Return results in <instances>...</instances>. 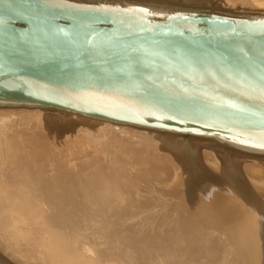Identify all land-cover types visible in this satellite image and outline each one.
Listing matches in <instances>:
<instances>
[{
    "label": "water",
    "instance_id": "obj_1",
    "mask_svg": "<svg viewBox=\"0 0 264 264\" xmlns=\"http://www.w3.org/2000/svg\"><path fill=\"white\" fill-rule=\"evenodd\" d=\"M9 105L264 159V16L0 0V107Z\"/></svg>",
    "mask_w": 264,
    "mask_h": 264
},
{
    "label": "rangeland",
    "instance_id": "obj_2",
    "mask_svg": "<svg viewBox=\"0 0 264 264\" xmlns=\"http://www.w3.org/2000/svg\"><path fill=\"white\" fill-rule=\"evenodd\" d=\"M71 1L76 2V3H82V4L83 3H91V4H102L103 3V4H109V5L124 4V5H128V6L138 7L140 9L146 8L145 10L152 12V13L154 12L158 15L165 14L166 11L161 10V9L160 10L159 9L152 10L151 6H150V8L148 6L149 5H155V4L160 5L163 8L164 7L166 8L168 6V7H170V8H168L169 11H170V9H172V12L173 11L179 12V11H184V10L198 12V11L205 10V11L211 12L213 14L218 13V14L226 15V11L230 10V11H232V13L235 16L236 15L264 16V0H253V1H256L257 3L261 4L260 7L259 6L253 7V5H251L252 3L250 5H247V4H244L242 2V0H237V3L235 4V8H233L234 10L232 8L229 9L228 7L225 6L226 5L225 0H210L209 4H206V6L203 3L199 4V2L198 3L197 2L196 3L195 2L194 3L193 2L186 3V2H190V1H185V0H71ZM234 1H236V0H234ZM249 2H252V1L250 0ZM2 110L4 113H0V131L3 132L2 130L7 129L9 131V133L11 131L13 132L14 138L11 136L12 139L16 140V138H17V139H19V141L21 139L20 142L23 145H21V146L19 145L21 147L19 150L25 149L23 151H28V152L34 150L33 151L34 154L32 153V155H34L33 160H34V158H35V161L37 160V158H38V160L40 159L39 162L36 161L37 163H40L39 164L40 166L37 165L36 163L33 164L32 160L29 161V162L32 161L30 166L32 165L31 167L33 168V170H35V169L37 170L38 168H36V167L38 166V167H40L39 170H41V171L38 170V173L41 172L42 176L48 175L47 177L46 176L41 177L42 178V181L40 180L41 185H43L42 182L43 181L45 182V180H48V178L50 180L53 179V181L51 183L54 184L53 186L55 189L52 188L53 186H51L50 180L45 182L46 184L44 182L43 183L45 186L49 185L51 187L42 186L43 190L41 189L42 195H47V198H48L47 200L50 199V205H51V202H53L55 200V198H56L55 201L58 202V203H56L55 201L53 202L55 206H59L61 204L63 205L66 203V202L61 203L63 200L64 201L65 200L68 201L69 199L71 200V197H73L75 195L76 199H74L75 201L73 200V202H76V200L78 199L77 202L78 203L80 202L81 205L77 204L75 206L70 207V203L66 204L68 206L65 207L66 209L63 208V212H64V213L62 212L63 216L67 217V215H68L69 220H71L73 223H76L77 226H80L79 228L81 229V231L79 230V232H82L83 235H87L85 232L87 230L86 228H88V229L92 228L91 226H93V227L95 226L96 228L94 227V229H96V231H99V232L103 231L104 232V234L102 236H100L103 240L101 243L102 247L104 249L108 250V252H106L107 254H105L102 257L104 259L94 258L92 256V254L82 255L83 257H81L79 259L80 264H88V263L89 264H117V263L118 264H129L130 262L132 264H162V263L163 264H204V263L205 264H223V263L224 264H236V262H237V264H242V263H244V264H262L263 263L264 264L263 258L261 261L258 260L259 259L258 252L256 251L254 254V252H253L254 250H252V248H251L252 243L250 242L248 234L246 235L245 233L240 231V229L238 227V225L240 223L243 224V222L244 223L251 222L250 211H251V206H252L253 202L251 203V201L247 200L246 195L248 196V193L250 191H251V193H252V191L254 194L256 193L255 195H260V193H261L260 190L261 191L263 190V188L260 187L264 183V180H262V179H264L263 178L264 175H263L262 171H261L262 174L261 173L259 174L261 176V178L260 177L258 178V176H259L258 174L257 175H251L250 174V176H251V178H250L249 174L247 175V173H250L249 172L250 170H248V169L252 168L251 165H253V166L258 165V167H259V164H260V167L263 168L264 167V164H263L264 159H262V158L255 159V158L245 157V156H241V155L239 156V155H237L231 151H225V150L219 149L216 146H214L208 142L202 141V140L201 141L194 140V142H195L194 143L192 139H188L185 137L181 138V137L173 136V138H175L174 140H177V141L180 140L181 141V142H179L181 147L184 144L183 150H185V148L188 145H191L192 143L197 145V147H195V145L193 144L194 146L191 147L192 146L191 145L190 146L191 148H189V146H188L186 148V151L187 150L189 151V152L187 151L188 152L187 155H186V151L184 152L183 150L180 149V147L178 145H176L179 148L177 147V149H176L177 153H175L176 152L175 150H173V149L169 150L168 148L163 147V145L161 144V140L160 141L157 140L158 138L159 139H161V137L163 138L165 133L163 135L157 134V133L145 130V129L144 130L137 129V128L134 129V127L131 128V126H124V127L120 126L121 128L127 127V128L132 129V130H129V133L131 135H129V134L127 135V133H124V131L120 132L122 130L118 129V125L115 126L117 128H115L111 125L105 129L100 130L97 133H95L94 134L95 138L93 137V138H87L86 139L84 137V135L80 133V131L78 133L76 132V134H74L75 131L70 133V132H68L69 130H67V131L63 130V128H58L56 125H49L47 123L43 124L41 119H40L41 116H38V119H35L36 121H34V123L36 122V124H39V126L38 125L35 126L36 124H34L33 121H31V120L29 121V117L31 119V116H32L31 113H33V112L34 113L44 112L46 110H41V109L31 108V107H29V108H25V107H9V108L8 107H0V111H2ZM7 110H9V111H7ZM19 111H20V113H19ZM25 111H27V112H25ZM46 112H48V111H46ZM22 119H23V121H22ZM38 121H40L41 124ZM6 125H10L9 128L5 127ZM25 126L27 127V131H28L27 133H25V129H26ZM23 128H25V129H23ZM37 128H38V130H37ZM109 128H111V129H109ZM44 129H46L45 131H48V132H45ZM56 129L58 131H56ZM16 131H18V132H16ZM142 132H144L146 134L143 136L142 134H144V133H142ZM38 134L41 136H39ZM42 135H44V136H42ZM120 135H122V136H120ZM19 136H21V137L18 138ZM26 136H28V137H26ZM36 136H38V137H36ZM64 136H66V137H64ZM30 137H31V139H29ZM26 138H28L29 140H27ZM12 139H11V141H12ZM60 139L63 141H60ZM65 139H66V141H65ZM81 139H83V142ZM94 140L95 141L98 140V141L95 142ZM91 141H92V143H91ZM113 141H115V142H113ZM51 143H53V144L50 146ZM187 143H189V144H187ZM48 144L50 147L47 146ZM65 144H66V146H65ZM126 144H128V145H126ZM129 144H134L135 148H134V146L132 147V145L129 146ZM71 145H73V147H74L73 149L71 148L72 147ZM201 145H203V147ZM75 146H77V147H75ZM107 146H111V148L110 147L108 148ZM137 146L139 149H137ZM194 147H195L194 151L192 150V152H190V149H193ZM75 148H77V149H75ZM98 148H99V150H98ZM105 148H107V149H105ZM115 149H117V150H115ZM132 149H133V151H132ZM134 149H136L138 153L140 152L139 153L140 155ZM140 149H142V150H140ZM179 149L182 152L178 151ZM123 150H125V151H123ZM198 150H199V152H198ZM8 152H10V150ZM36 152H38L39 154L35 155ZM52 152L53 153L57 152V153L56 154L54 153V155H53ZM119 152H121L122 154L120 153L121 154L120 155ZM125 152H127V154ZM129 152H130V154H129ZM131 152H134V153L132 154ZM135 152L137 154H135ZM194 152H196L197 154L196 153L194 154ZM50 153H51V155H53V156H49V158H51V159H49L47 156L48 154L50 155ZM124 153H125V155H124ZM44 154L45 155L47 154V155L45 156ZM114 154H116V155L114 156ZM177 154H178V157H177ZM87 155H89V156H87ZM118 155L122 156L123 159L127 158V160H129V158L132 157L130 160L135 159V162H137V161L138 162L133 163V161L131 162L129 160L131 162L130 163L129 161H126V160L123 161V159H121L122 157H120ZM127 155H128V157H129V155H131V156L128 158ZM133 155H134V157H133ZM136 155H137V157H136ZM152 155H154V156H152ZM195 155L199 157L198 160L195 159V158H197V157H195ZM221 155H223V156H221ZM36 156H39V157H36ZM179 156H181V157H179ZM227 156L229 158H227ZM41 157H43V158H41ZM44 157L45 158L47 157V159L44 160ZM231 157H232V159H230ZM54 158H55L57 163L55 162ZM136 158H137V161H136ZM182 158L183 159L185 158V159L182 160ZM233 158L235 160V165H234V162H232V161H234ZM236 158L239 162L236 160ZM30 159H32V157ZM186 159L188 162L186 161ZM225 159H227V161L228 160L231 161L232 164H231L230 168L232 167V169L235 171L233 174H234V176L237 175V178L233 176L231 169H230V171H231L230 175H232L234 178L229 177L230 175L227 176V174H229V171L227 169L229 168L228 166H229L230 162L225 161ZM88 160H90V161L88 162ZM91 160H93V161L91 162ZM196 160H197V164L195 163ZM241 160H243V161H241ZM40 161L42 162V164ZM45 161L47 162V165H48V166L46 165L47 167L45 166V164H46ZM58 161H60V162H58ZM67 161H68V164H67ZM84 161H86V162H84ZM149 161H150V163H149ZM182 161L183 162L186 161L187 163L185 164V162L183 163ZM236 161H237V163H236ZM48 162H50V164L52 166L50 164H48ZM105 162L107 163V165ZM120 162H121V165L123 166V167H121L122 171L126 172V173L123 172L125 174V176H124L125 178L122 177V180L126 181V183L129 184V185L126 184L125 187H127L126 189L129 190L130 192H126V193L123 192L121 187H120V190H122L123 194H126V199H128L129 203H131L130 200L133 201V199L136 200L137 203H136V201H135V203L133 201V203H131L132 205L129 204V207H127L128 209H126L124 211H123V209H121L123 207L118 206L117 207L118 209H114V207H113V209H111V211L109 210L108 212L104 213V211L102 212V210H103L102 207H100L101 203L98 200V196H96V192L98 191L97 189L100 188V184L103 186H104V184H107V185L109 184L110 186H111L110 183L113 184V180L108 179V178H107L108 180L105 179L106 177H108V174H106L105 172H107V170H108V171L114 173L112 166L114 164L118 165ZM167 162H169V163H167ZM89 163L90 164L93 163L94 165L90 166ZM100 163H102V164H100ZM99 164H100V167H99ZM195 164H196V167H198V169L199 168L201 169L204 167L203 170L201 169L202 173L204 172V174H202L200 170H198L194 167ZM200 164H202V165H200ZM236 164H238V165H236ZM42 165H44V166H42ZM134 165H135V167H134ZM147 165H148V167H147ZM152 165H153V168L151 167ZM154 165H156L157 167ZM223 165H225V166H223ZM49 166H50V170L48 169ZM87 166L88 167L90 166L89 167L90 170H87ZM189 166L191 167V169L194 168L192 170V172L190 171L191 169ZM233 166L234 167L236 166L238 169L234 168ZM44 167H45V169L43 170ZM71 167L73 170L75 169V167H76V169L73 171L71 169ZM155 167L157 169L154 170ZM159 167H161V168H159ZM205 167H206V169H205ZM67 168H68V170H67ZM82 168L83 169L85 168V169L82 171L81 170ZM91 168H93V170ZM95 168H96V170L98 168V172L99 171L101 172L99 174H102L104 172L103 175H100V177H104V178L98 177L96 179V181L92 180V179H95L97 177L96 176L95 178L91 179L92 181L89 182L90 185H88L87 184L88 182H86L85 181L86 179H84V178H85V176H88V174L98 173L94 170ZM107 168H109V169H107ZM133 168H135V169H133ZM53 169H55V170H53ZM131 169L134 170L135 172L132 171ZM239 169H240V171H239ZM130 170L132 171V173ZM176 170H178V171L176 172ZM205 170H207V171H205ZM218 170H219V172H217ZM18 171H22V170L18 169ZM42 171L44 172V174ZM57 171H60L61 174L64 172L63 174L65 176L63 174L61 175L60 172H57ZM133 172H134V174H133ZM151 172H154V174ZM166 172H168V173H166ZM169 172H171V173H169ZM189 172H191V173H189ZM65 173H67V175H68V173H70V175H68V177H66L67 175ZM107 173H109V172H107ZM135 173H137V174H135ZM146 173H147V176L149 174L148 177L146 176ZM56 174H58V175L60 174L59 177ZM104 174L107 176H105ZM195 174H197V175L200 174L202 176L200 177V175H199L198 179H197V177H196L197 175H195ZM144 175L146 177H144ZM190 175H192V176L195 175V176H193V178H190V177H192ZM141 176H142V178H141ZM182 176H184V177H182ZM225 176H227V177H225ZM247 176H248V178H247ZM151 177H152V179H151ZM228 177L231 179L233 178V180L237 179V181L240 178V180L238 182H236V181L234 182V181H231V179L229 180ZM242 177H244L243 178L244 180L242 179L243 182L241 181ZM44 178H46V179H44ZM59 178H62L61 182H59L60 181ZM79 178H81V179H79ZM136 178H141V179H137L139 181H136ZM145 178H146L147 182L149 180L150 181L152 180L151 182L152 183L154 182L157 185L152 184L150 181L148 183L149 185H145V183H146V181H144ZM163 178L164 179L166 178V180H164ZM226 178H228L227 180H229V182L226 181ZM64 179L65 180L68 179V180L65 181ZM82 179H84V180L79 182ZM190 179H192V180L190 181ZM194 179H195V181H194ZM133 180L135 182H137V183L139 182V183L138 184L134 183ZM140 180L141 181L143 180V181L141 182ZM255 180H256V182H255ZM248 181H249V183H248ZM53 182H57V183H53ZM186 182H188V183H186ZM200 182H201V184H199ZM232 182H234V183H232ZM240 182H242V183L245 182L246 184H250L251 188L248 186L246 187L247 189L250 188L249 191L244 190L248 193L242 191V193L243 194L245 193L246 195H243L240 192L241 196H239L240 193L238 191H239L240 187L242 185H246L245 183L241 184ZM58 183L61 184V187H60V184H58ZM64 183L65 184L67 183V184L65 185ZM79 183L81 185L87 184L86 185L87 187L83 186L84 188L86 187V189L83 190V193H84V191L87 190L86 194L87 195L91 194L90 196L88 195L89 198H91V201H92V199H93V201L95 200V203L93 201H92V203L89 201L90 203H88V204H90L91 206L88 204H86V206H85L82 202L83 198L86 194L82 195L83 194L82 193L81 195L83 196V198L80 199L81 196L79 197L78 192L75 191L76 186H81ZM159 183H161V184H159ZM190 183L194 184L195 186L190 185ZM207 183H210V185ZM239 183L241 184V186ZM255 183H256V185H255ZM75 184H78V185H75ZM151 184H152V186H150ZM224 184H226V185H224ZM231 184H232V186H231ZM238 184H239V187L237 188ZM56 185H58V187H55ZM64 185H65L66 189L64 188ZM178 185H180V186H178ZM208 185H209V187H208ZM217 185H218V187H217ZM233 185H235V186H233ZM252 185L254 186L255 189H253ZM187 186H189V187H187ZM204 186H206V187L204 188ZM227 186L230 187L229 190H228ZM48 187H49V189H48ZM62 187L64 189H62ZM88 187H93V188L95 187L93 190L95 191V189H96L97 191H95L94 193H93V191H91L93 193L92 194L90 191H88V190H91V189H87ZM164 187H166V189ZM44 188L48 189V190H46L47 194H44L45 193ZM57 188L60 190L62 189L64 191V193L61 191L63 194H59L61 192H58L60 190H58ZM50 189H51V191H50ZM208 189H209V191H208ZM234 189H235V191H234ZM53 190H56V192H58L57 195H60V196L53 197L54 192H55ZM210 190H211V192H210ZM102 191L105 193L104 190H102ZM65 192H68V193H65ZM103 192L98 191V193H103ZM180 192H182V193H180ZM194 192L196 193V195ZM48 193L52 194V195H48ZM73 193H74V195H73ZM130 193H131V197H129ZM64 194H68V197H66L67 195H64ZM105 194L107 195V191ZM185 194H187V195H185ZM234 194H235L236 199L234 197ZM69 195H70V197H69ZM87 195L85 196L86 200L89 199L87 197ZM92 195H95V196L92 197ZM192 195H193V197H191ZM64 197H65V199H64ZM94 197H96L97 200L94 199ZM129 198H131V199L129 200ZM52 199H54V200L51 201ZM59 199L61 202L59 201ZM206 199H207V201H206ZM244 199L246 201H244ZM156 200L158 203L156 202ZM248 201L250 202L251 205H249ZM93 203H94V205L92 206ZM238 203H240V204H238ZM71 204H73V203H71ZM97 204L99 205L100 208L98 207ZM245 204H246V206H245ZM50 205H49V207H50ZM185 205L188 209L185 207ZM204 205H206V206H204ZM94 206H96V207H94ZM189 207H191V208H189ZM190 209H191V211H190ZM186 210H189L187 212V214H186ZM100 211L103 214L99 213ZM116 211H118V212H116ZM242 211L245 212L244 215L242 214L243 213ZM25 214L28 216V218L30 220L32 218L33 227H37L39 229L41 228V230L45 229V230H49V231H51L52 229L55 230L57 227V226L50 227L49 223H52V225L53 224H55V225L59 224L60 219L63 217L60 214L59 215L62 217H59V216H57L58 215L57 214V215H51L52 216V217L50 216L51 219H49V217H48V219L47 218H38L37 219V217H35V216L33 217L32 214L30 215V213H28V212H26ZM235 215H236L237 220L235 219ZM182 216H184V217L182 218ZM55 217H57V218H55ZM240 217H241V219H240ZM35 219H37V220H35ZM62 219H65V218L63 217ZM96 219L97 220L100 219V220L97 221ZM51 220H53V222H51ZM56 220L58 221V223ZM12 221H10L8 224H6V225H8V227L6 225H4L2 227L3 231L5 233L4 232H1V233H2V236H6V237H8V236L16 237L17 236V239L19 240L17 245L20 243L19 245L21 246L20 248H22L23 257L19 256L15 259V257L12 258L10 256H7L6 251H9L8 250L9 245L5 242H2V244L0 243L1 244L0 253L3 254L2 256L5 255L4 257H8L9 260H11V261L16 260L15 262L16 263L18 262L19 264H24V263L30 264L29 262H26V261L31 262L32 260L33 261L31 262V264H35V263L36 264H45V262L47 264H51L50 260L48 258H46V257L42 258V257L38 256L37 252L42 251L41 250L42 246H41L40 242H38V241H40V239H38V238L36 239V237H34V236H32V238H30V239L29 238L24 239V238L19 237V234H17V233H20L26 227H24L23 224H21V223L17 224V223H14V220H12ZM237 221H238V223H237ZM89 222H90V224H89ZM102 222H103L104 227L101 226ZM104 222H105V225H104ZM43 223H44V225H43ZM100 223H101V225L99 226ZM187 224H189V225H187ZM69 225L71 226V224H69ZM69 225L65 224L67 230L64 229V231H67V233L72 232V231H69V229H70ZM85 225H88V227H86ZM44 226H45V228H44ZM97 228H99V230H97ZM187 229H188V231H187ZM191 233H192V235H191ZM127 236L130 238H128ZM76 237H77V234L74 231L71 238L73 240H75ZM189 238H191V240H189ZM121 240H122V242H121ZM93 241H94L93 239H92V241L87 240L86 245H89V243L92 244ZM36 242H37V244H36ZM110 243L112 245H110ZM113 244H115V247ZM24 245H26V246H24ZM31 245H32V247H31ZM108 245H110V246H108ZM117 245H119L120 247H118ZM6 246L8 249L6 248ZM28 246H29V248H28ZM122 246H124V247H122ZM110 247H112L113 249ZM133 247H135L136 254H134V249H132ZM3 249H7V250H3ZM119 252H120V255L118 254ZM137 252H139L141 254L140 255L141 257L139 256V253L137 254ZM125 253H126V255L123 257V254H125ZM130 253H132V254H130ZM113 255H114V257H113ZM127 255H128V257H127ZM131 255H132V257H130ZM226 255H227V258H226ZM33 256H34V258H33ZM119 256H120L121 260H120V258H117V259L115 258V257H119ZM105 257L107 260L105 259ZM108 257H110V258H108ZM132 258L134 261L132 260ZM222 258L223 259L225 258L224 259L225 261H223ZM36 259H38V260L40 259L39 263H38V260H36ZM84 259H85V261H84ZM243 259H244V261H243ZM113 260H114V262H113ZM122 260H124V262ZM221 260L223 263H221ZM101 261H104V263ZM15 262H14V264H16Z\"/></svg>",
    "mask_w": 264,
    "mask_h": 264
},
{
    "label": "bare ground",
    "instance_id": "obj_3",
    "mask_svg": "<svg viewBox=\"0 0 264 264\" xmlns=\"http://www.w3.org/2000/svg\"><path fill=\"white\" fill-rule=\"evenodd\" d=\"M185 1H190V2H186V3H191V2H199V4L200 3H203L205 6H206V4H209V1L210 0H185ZM250 0H242V2L244 3V4H247V5H250L251 3V5H253V7H257V6H259L260 7V5L261 4H259V3H257L256 1H253V0H251L252 2H249ZM237 3V0L236 1H234V0H225V6L226 7H228L229 9L230 8H235V4ZM120 6V5H119ZM150 6H151V8H152V10H156V9H161V10H164V11H166V13L165 14H167V13H170V12H172V9H170V11H169V9L168 8H170V7H161L160 5H157V4H155V5H149L148 7L150 8ZM128 7H132V8H134V9H136V10H143V11H147V10H145V9H143V8H138V7H134V6H128ZM154 7V8H153ZM204 7V6H203ZM234 10V9H233ZM203 11H205V10H203ZM173 12H178V11H173ZM206 12V11H205ZM208 12V11H207ZM164 14V15H165ZM226 15L227 16H234V17H236V16H238V15H234L233 13H232V11H226ZM239 16H242V17H253V18H255V17H263V16H259V15H255V16H252V15H239ZM4 107H19V106H14V105H9V106H4ZM31 108H34V107H31ZM37 109H41V110H46V111H48V112H46V111H44V112H37V113H34L33 111V113H31L32 114V116H31V119H30V117H29V121L31 120V121H33V123H34V121H36L35 119H38V116H41V121H42V123L44 124V123H47V124H49V125H56L58 128H63V130H69L68 132H73V131H75L74 132V134H76V132L78 133L79 131H80V133L81 134H83L84 135V137L87 139V138H93L94 137V134L95 133H97L98 131H100V130H103V129H105V128H107L108 126H113V127H115V126H117V125H115V124H113V123H108V122H101V121H99V120H96V119H92V118H88V117H82V116H79V115H75V114H72V113H65V112H63V111H59V110H56V109H51V108H48V109H43V108H37ZM7 111H9V110H7ZM13 111V110H12ZM35 111V110H34ZM25 112H27V111H25ZM29 112V111H28ZM0 113H4L3 112V110L2 111H0ZM6 113V112H5ZM19 113H20V111H19ZM22 113V112H21ZM23 114V113H22ZM27 114V113H26ZM29 114V113H28ZM25 115V114H24ZM22 121H23V119H22ZM39 123H40V121H38ZM32 123V122H31ZM105 123V124H104ZM34 124H36V122L34 123ZM41 124V123H40ZM42 124V125H43ZM46 124V125H47ZM39 126V124H36L35 126ZM9 126L10 125H6L5 127H7V128H9ZM56 127V128H57ZM121 127H124V126H121ZM119 125H118V129L119 130H122V131H120V132H123L124 131V133H127V135L129 134V135H131L130 133H129V130H132V129H130V128H127V127H125V128H121ZM26 128V129H25ZM25 128H23V129H25V133H27L28 131H27V127L25 126ZM44 128V127H43ZM47 128V127H46ZM54 128V127H53ZM115 128H117V127H115ZM132 128V127H131ZM41 129V128H40ZM109 129H111V128H109ZM113 129V128H112ZM135 129V128H134ZM137 129H139V128H137ZM37 130H38V128H37ZM46 129H44V131H45ZM60 130V129H59ZM77 130V131H76ZM3 132H1L0 131V243L2 244V242H5V243H7L8 245H9V249L7 248V246H6V248L9 250V251H6L7 252V256H10V257H12V258H14L15 257V259L17 258V257H23V254H22V248H20L21 246L18 244L17 245V243H18V239H17V236L16 237H10V236H8V237H6V236H2V233L1 232H4L3 231V226L4 225H6V224H8L10 221H12V220H14V223H17V224H19V223H21V224H23V226L24 227H26V228H24L20 233H17V234H19V237H21V238H24V239H26V238H32V236H34V237H36V239L38 238V239H40V241H38V242H40V244H41V246H42V251H38L37 253H38V256L39 257H42V258H48L49 260H50V263L51 264H80V262H79V259L81 258V257H83L82 255H87V254H92V256L94 257V258H102L105 254H107L106 252H108V250L107 249H104L103 247H102V245H101V243H102V238L100 237V236H102L103 234H104V232L102 231V232H99V231H96V229H94V227L93 226H91L92 228H86V227H88V225L90 224V222H89V224L88 225H85L86 227V234L87 235H83V233L82 232H79V230L81 231V229L79 228L80 226H77V224L76 223H73L71 220H69L68 219V215H67V217H65V216H63V208H65V207H67L68 205H66V204H68V203H70V207L71 206H75V205H77V204H80V202L78 203L77 202V200H76V202H73V200L74 199H76V197H75V195H74V193H73V197H71V200L69 199L68 201H64L62 198V202L60 201V199H59V201L61 202V203H63V202H66L65 204H61V205H59V206H55L54 205V201L56 200V198H55V200L54 199H52L51 201H53V202H51V205H50V199L49 200H47L48 198H47V195H42V193H41V189H42V186H44V187H47V186H49V185H47V186H45L44 185V183L45 182H47L48 180H50L49 178H48V180H45V182L43 183L42 182V184L43 185H41V181H42V178L41 177H44V176H46V175H44V176H42V174H41V172H39L38 173V170L40 169V167H38L37 165H39L40 163H37L36 161H38L39 162V160H38V158H37V160L35 161V158H34V160H33V156L34 155H32V153H33V151H30V152H28V151H23V150H25V149H23V150H19L21 147V145H23L20 141H21V139H20V141H19V139H17L16 138V140L15 139H12V137H13V132L11 131L10 133H9V131L7 130V129H4V130H2ZM56 131H58L57 129H56ZM105 131V130H104ZM113 131V130H112ZM126 131V132H125ZM16 132H18V131H16ZM35 132V131H34ZM40 132V131H39ZM45 132H48V131H45ZM60 132V131H59ZM65 132V131H64ZM141 132V131H140ZM51 133V132H50ZM49 133V134H50ZM142 133H144V132H142ZM17 134V133H16ZM41 134V133H40ZM73 134V133H72ZM146 133H144V134H142L143 136L145 135ZM164 134V133H163ZM162 134V135H163ZM26 135V134H25ZM35 135V134H34ZM39 135V134H38ZM12 136V137H11ZM39 136H41V135H39ZM42 136H44V135H42ZM117 136V135H116ZM120 136H122V135H120ZM173 136L174 135H171V134H165L164 136H163V138L161 137V139H157L156 137V139L157 140H161V144L163 145V147H165V148H168L169 150L170 149H173V150H175L176 151V149H177V147L179 146L180 147V149L181 150H183V146H184V144H183V146L181 147V145L179 144V142H181L180 140L179 141H177V140H174L175 138H173ZM21 136H19L18 138H20ZM26 137H28V136H26ZM36 137H38V136H36ZM53 137V136H52ZM55 137V136H54ZM58 137V136H57ZM64 137H66V136H64ZM63 137V138H64ZM68 137V136H67ZM154 137V136H153ZM14 138V137H13ZM70 138V137H69ZM80 138V137H79ZM95 138V137H94ZM117 138V137H116ZM124 138V137H123ZM9 139V140H8ZM11 139H12V141H11ZM27 140H29V139H31V137L28 139V138H26ZM59 139V138H58ZM75 139V138H74ZM82 140V142H83V139H81ZM125 140V139H124ZM31 141V140H30ZM46 141V140H45ZM60 141H63V140H61L60 139ZM65 141H66V139H65ZM76 141V140H75ZM87 141V140H86ZM95 141V140H94ZM98 141V140H97ZM97 141H95V142H97ZM131 141V140H130ZM183 141V140H182ZM47 142V141H46ZM80 142V141H79ZM81 142V143H82ZM90 142V141H89ZM113 142H115V141H113ZM122 142V141H121ZM193 142H194V140H193ZM41 143V142H40ZM60 143V142H59ZM75 143V142H74ZM78 143V142H77ZM91 143H92V141H91ZM178 143V144H177ZM190 143V142H189ZM189 143H187V144H189ZM195 143V142H194ZM194 143H190L191 145H188L189 146V148H191V147H193L195 144ZM46 144V143H45ZM53 143H51L50 144V146L52 145ZM94 144V143H93ZM182 144V143H181ZM186 144V145H187ZM194 144V145H193ZM20 145V146H19ZM74 145V144H73ZM73 145H71L72 147V149L74 148L73 147ZM77 145V144H76ZM92 145V144H91ZM96 145V144H95ZM111 145V144H110ZM121 145V144H120ZM126 145H128V144H126ZM130 145H132V147L134 146V144H129V146ZM176 145H178V146H176ZM47 146H49V144L47 145ZM49 146V147H50ZM62 146V145H61ZM65 146H66V144H65ZM79 146V145H78ZM89 146V145H88ZM125 146V145H124ZM128 146V147H129ZM187 146V147H188ZM191 146V147H190ZM199 146V145H198ZM202 147H203V145H201ZM17 147V148H16ZM64 147V146H63ZM75 147H77V146H75ZM108 148L110 147L111 148V146H107ZM113 147V146H112ZM118 147V146H117ZM178 147V148H179ZM186 147V148H187ZM195 147H197V145H195ZM195 147L193 148V149H190V152H192V150L194 151V149H195ZM200 147V146H199ZM69 148V147H68ZM70 148V149H71ZM91 148V147H90ZM121 148V147H120ZM134 148H135V146H134ZM186 148H185V150H183L184 152L186 151ZM54 149V148H53ZM71 149V150H72ZM75 149H77V148H75ZM87 149V148H86ZM104 149V148H103ZM102 149V150H103ZM105 149H107V148H105ZM114 149V148H113ZM118 149V148H117ZM117 149H115V150H117ZM128 149V148H127ZM137 149H139L138 148V146H137ZM180 149L178 150V151H180ZM199 149V148H198ZM204 149V148H203ZM10 150V152H8ZM40 150V149H39ZM59 150V149H58ZM66 150V149H65ZM98 150H99V148H98ZM122 150V149H121ZM129 150V149H128ZM131 150V149H130ZM136 152H137V150L136 149H134ZM140 150H142V149H140ZM145 150V149H144ZM172 150V151H173ZM50 151V150H49ZM53 151V150H52ZM106 151V150H105ZM111 151V150H110ZM123 151H125V150H123ZM127 151V150H126ZM132 151H133V149H132ZM139 151V150H138ZM151 151V150H150ZM188 151V150H187ZM186 151V155H187V153L189 152H187ZM62 152V151H61ZM70 152V151H69ZM108 152V151H107ZM115 152V151H114ZM122 152V151H121ZM121 152H119V154L121 153ZM128 152V151H127ZM127 152H125L126 154H127ZM135 152V154H137ZM142 152V151H141ZM145 152V151H144ZM143 152V153H144ZM180 152H182V151H180ZM179 152V153H180ZM183 152V153H184ZM198 152H199V150H198ZM53 153V152H52ZM55 153V152H54ZM54 153H53V155H54ZM57 153V152H56ZM55 153V154H56ZM105 153V152H104ZM113 153V152H112ZM117 153V152H116ZM125 153H124V155H125ZM132 154L134 153V152H131ZM140 153V152H139ZM138 153V154H139ZM154 153V152H153ZM175 153H177V151L175 152ZM196 152H194V154H195ZM34 154V153H33ZM37 154H39L38 152H36V154L35 155H37ZM68 154V153H67ZM118 154V153H117ZM122 154V153H121ZM120 154V155H121ZM129 154H130V152H129ZM152 154V153H151ZM155 154V153H154ZM182 154V153H181ZM185 154V153H184ZM183 154V155H184ZM197 154V153H196ZM45 155V154H44ZM47 155V154H46ZM45 155V156H46ZM53 155H51V153H50V155L48 154L47 156H48V158H49V156H53ZM113 155V154H112ZM116 154H114V156H115ZM120 155H118V156H120ZM123 155V156H124ZM140 155V154H139ZM142 155V154H141ZM199 155V154H198ZM32 157V159H30L31 157ZM57 156V155H56ZM55 156V157H56ZM67 156V155H66ZM87 156H89V155H87ZM96 156V155H95ZM131 155H129V157H130ZM152 156H154V155H152ZM182 156V155H181ZM181 156H179V157H181ZM221 156H223V155H221ZM230 156V155H229ZM36 157H39V156H36ZM86 157V156H85ZM94 157V156H93ZM92 157V158H93ZM120 157H122V156H120ZM119 157V158H120ZM127 157H128V155H127ZM128 157V158H129ZM133 157H134V155H133ZM136 157H137V155H136ZM139 157V156H138ZM157 157V156H156ZM176 157V156H175ZM177 157H178V154H177ZM183 157V156H182ZM195 157H197V158H195V159H197L198 160V156H196L195 155ZM201 157V156H200ZM41 158H43V157H41ZM70 158V157H69ZM132 158V157H131ZM131 158H129V160L131 159ZM149 158V157H148ZM151 158V157H150ZM153 158V157H152ZM158 158V157H157ZM186 158V157H185ZM184 158V159H185ZM224 158V157H223ZM226 158V157H225ZM227 158H229L228 156H227ZM45 159H47V157L45 158L44 157V160ZM49 159H51V158H49ZM58 159V158H57ZM90 159V158H89ZM105 159V158H104ZM114 159V158H113ZM121 159H123V157L121 158ZM183 158H182V160H184ZM230 159H232V157L230 158ZM30 160H32L33 161V164H37L36 166V168H38L37 170L35 169V170H33V168L30 166V164L32 163V161L31 162H29ZM42 160V159H41ZM53 160V159H52ZM54 160H55V158H54ZM53 160V161H54ZM85 160V159H84ZM120 160V159H119ZM124 160H126V161H129V160H127V158L126 159H123V161ZM151 160V159H150ZM156 160V159H155ZM158 160V159H157ZM181 160V159H180ZM197 160H196V164H197ZM233 160H234V158H233ZM236 160H237V158H236ZM35 161V162H34ZM47 161V160H46ZM45 161V166L47 165V162ZM63 161V160H62ZM90 160H88V162H89ZM93 160H91V162H92ZM102 161V160H101ZM121 161V160H120ZM131 162L133 161V163L135 162V159L134 160H130ZM129 161V162H130ZM136 161H137V158H136ZM186 161H187V159H186ZM186 161H184L185 162V164L188 162H186ZM200 161V160H199ZM198 161V162H199ZM225 161H227V159H225ZM238 161V160H237ZM237 161H236V163H237ZM241 161H243V160H241ZM41 162V161H40ZM55 162H56V160H55ZM58 162H60V161H58ZM84 162H86V161H84ZM109 162V161H108ZM114 162V161H113ZM119 162V161H118ZM122 162V161H121ZM121 162L118 164V165H116V164H114L112 167V169H113V171H114V173L113 172H110V171H108L107 170V172H109V173H107V172H105L106 174H108V177H106L105 179H111V180H113V184L112 183H110L111 184V186L108 184H104V186L103 185H101L100 183V188H98L97 190L99 191V192H103L102 190H104L105 191V193H106V191H107V195L103 192V193H98V191L95 189V191H97L96 192V196H98V200L100 201V207H102V212L104 211V213L105 212H108L109 210L111 211V209H113V207H114V209H118L117 207L118 206H121V207H123V208H121V209H123V211L124 210H126V209H128L127 207H129V204H131V203H133V201H134V203H135V201L136 200H134L133 199V201H131L130 199L131 198H129V200H130V202L131 203H129V201H128V199H126V194H123V192H130L129 190H127L126 188L127 187H125V185L127 184L126 183V181H123L122 180V177L123 178H125L124 176H125V174L124 173H126L125 171H122V169H121V167H123L122 165H121ZM130 162V163H131ZM138 162V161H137ZM137 162H135V163H137ZM140 162V161H139ZM145 162V161H144ZM183 162V161H182ZM183 162V163H184ZM227 162H230V164H229V168L227 169L228 171H229V174H227V176H229L230 174H231V171H232V174L235 172L233 169H232V167L230 168V166H231V161L230 160H228ZM232 162H234V165H235V160L234 161H232ZM239 162V161H238ZM57 163V162H56ZM106 163V162H105ZM128 163V162H127ZM149 163H150V161H149ZM167 163H169V162H167ZM201 163V162H200ZM204 163V162H203ZM41 164H42V162H41ZM48 164H50V162H48ZM64 164V163H63ZM67 164H68V161H67ZM83 164V163H82ZM90 164V163H89ZM96 164V163H95ZM100 164H102V163H100ZM100 164H99V167H100ZM123 164V163H122ZM129 164V163H128ZM156 164V163H155ZM196 164H195V168L196 169H198V167H196ZM224 164V163H223ZM249 164V163H248ZM264 164V163H263ZM51 165V164H50ZM86 165V164H85ZM91 165H94L93 163L92 164H90V166ZM105 165V164H104ZM106 165H107V163H106ZM130 165V164H129ZM144 165V164H143ZM146 165V164H145ZM200 165H202V164H200ZM236 165H238V164H236ZM247 165V164H246ZM35 166V165H34ZM40 166V165H39ZM42 166H44V165H42ZM41 166V167H42ZM48 166V165H47ZM46 166V167H47ZM52 166V165H51ZM67 166V165H66ZM74 166V165H73ZM89 166V167H90ZM97 166V165H96ZM110 166V165H109ZM132 166V165H131ZM130 166V167H131ZM154 166H156V165H154ZM198 166V165H197ZM223 166H225V165H223ZM252 166V168L250 169H248V170H250L249 172L250 173H247V175L249 174V177L251 178V176H250V174L251 175H259L260 173H261V171H262V173H263V175H264V167L262 168V167H260V164H259V167H258V165L257 166H253V165H251ZM79 167V166H78ZM89 167L87 166V170H90L89 169ZM98 167V166H97ZM98 167V168H99ZM102 167V166H101ZM111 167V166H110ZM134 167H135V165H134ZM147 167H148V165H147ZM152 168H153V165L151 166ZM157 167V166H156ZM154 168V170L155 169H157V168ZM190 167V166H189ZM234 167V166H233ZM35 168V167H34ZM57 168V167H56ZM59 168V167H58ZM94 168V167H93ZM93 168H91L92 170H93ZM98 168H97V170H96V168L94 169L96 172H98ZM145 168V167H144ZM150 168V167H149ZM159 168H161V167H159ZM167 168V167H166ZM186 168V167H185ZM204 168V167H203ZM203 168H201L202 170H203ZM225 168V167H224ZM234 168H237L236 166L234 167ZM246 168V167H245ZM18 169H21L22 171H18ZM45 169V167L43 168V170ZM49 170H50V166H49V168H48ZM52 169V168H51ZM71 169H72V167H71ZM75 169H76V167H75ZM74 169V170H75ZM79 169V168H78ZM85 169V168H84ZM83 168L81 169L82 171L84 170ZM107 169H109V168H107ZM133 169H135V168H133ZM139 169V168H138ZM190 169H191V167H190ZM194 169V168H193ZM193 169H191L190 171L192 172V170ZM201 169L199 168L198 170H200L201 171ZM205 169H206V167H205ZM219 169V168H218ZM226 169V168H225ZM224 169V170H225ZM230 169H231V171H230ZM238 169V168H237ZM53 170H55V169H53ZM66 170V169H65ZM67 170H68V168H67ZM73 170V169H72ZM71 170V171H72ZM73 170V171H74ZM105 170V169H104ZM132 170V169H131ZM130 170V171H131ZM151 170V169H150ZM149 170V171H150ZM153 170V171H154ZM161 170V169H160ZM159 170V171H160ZM39 171H41V170H39ZM46 171V170H45ZM117 171V172H116ZM132 171H134V170H132ZM132 171H131V173H132ZM163 171V170H162ZM178 170H176V172H177ZM196 171V170H195ZM205 171H207V170H205ZM239 171H240V169H239ZM43 172V171H42ZM55 172V171H54ZM57 172H60V171H57ZM67 172V171H66ZM81 172V171H80ZM88 172V171H87ZM86 172V173H87ZM124 172V173H123ZM135 172V171H134ZM134 172H133V174H134ZM158 172V171H157ZM172 172V171H171ZM171 172H169V173H171ZM191 172H189V173H191ZM217 172H219V170L217 171ZM227 172V171H226ZM225 172V173H226ZM237 172V171H236ZM47 173V172H46ZM45 173V174H46ZM64 173V172H63ZM62 173V174H63ZM89 173V172H88ZM92 173V172H91ZM99 173H101L100 171L98 172V173H92V174H88V176H85V178L84 179H86L85 181L86 182H88L87 184L88 185H90V183L89 182H91L92 180H95L96 181V179L99 177V178H104V177H100V175H103V173L102 174H99ZM151 173H153L154 174V172H151ZM165 173V172H164ZM166 173H168V172H166ZM174 173V172H173ZM194 173V172H193ZM197 173V172H196ZM199 173V172H198ZM201 173H202V171H201ZM208 173V172H207ZM239 173V172H238ZM261 173V174H262ZM43 174H44V172H43ZM60 174H61V172H60ZM59 174V175H60ZM61 174V175H62ZM66 175H67V173H65ZM72 174V173H71ZM78 174V173H77ZM135 174H137V173H135ZM202 174H204V172L202 173ZM56 175H58V174H56ZM59 175H58V177H59ZM64 175V174H63ZM68 175H70V173H68ZM68 175L66 176V177H68ZM74 175V174H73ZM79 175V174H78ZM81 175V174H80ZM83 175V174H82ZM86 175V174H85ZM99 175V176H98ZM105 175V174H104ZM128 175V174H127ZM161 175V174H160ZM166 175V174H165ZM182 175V174H181ZM185 175V174H184ZM195 175H197V174H195ZM195 175H193V176H195ZM200 174H198L196 177H197V179H198V176H199ZM220 175V174H219ZM242 175V174H241ZM262 175V176H263ZM48 176V175H47ZM46 176V177H47ZM65 176V175H64ZM97 176V177H96ZM105 176H107V175H105ZM131 176V175H130ZM135 176V175H134ZM146 176H147V173H146ZM145 175H144V177H146ZM148 176H149V174H148ZM147 176V177H148ZM176 176V175H175ZM190 176H192V175H190ZM193 176L192 177H190V178H193ZM202 175H200V177H201ZM224 176V175H223ZM227 176H225V177H227ZM233 176H234V174H233ZM232 175H230L229 177H233ZM243 176V175H242ZM55 177V176H54ZM61 177V176H60ZM73 177V176H72ZM77 177V176H76ZM75 177V178H76ZM96 177V178H95ZM153 177V176H152ZM152 177H151V179H152ZM156 177V176H155ZM164 177V176H163ZM182 177H184V176H182ZM204 177V176H203ZM228 177V178H229ZM234 177H236L237 178V175L236 176H234ZM233 177V178H234ZM246 177V176H245ZM261 178V176L259 175L258 176V178ZM57 178V177H56ZM92 178H95V179H92ZM141 178H142V176H141ZM141 178H136V181H139V180H137V179H141ZM181 178V177H180ZM228 178H226V181H228L229 182V180L231 179V178H229V180H227ZM233 178L231 179V181H236V182H238L239 180H240V178H239V180L237 181V179H235V180H233ZM244 177H242L241 178V181H242V179H243ZM247 178H248V176H247ZM249 178V179H250ZM264 178V177H263ZM44 179H46V178H44ZM43 179V180H44ZM55 179V178H54ZM61 179L62 178H59V182H61ZM79 179H81V178H79ZM84 179H82V180H80L79 182H81V181H83ZM92 179V180H91ZM107 179V180H108ZM133 179V178H132ZM150 179V178H149ZM148 179V180H149ZM164 179V178H163ZM170 179V178H169ZM202 179V178H201ZM208 179V178H207ZM41 180V181H40ZM65 180V179H64ZM68 179H66L65 181H67ZM70 180V179H69ZM72 180V179H71ZM104 180V179H103ZM102 180V181H103ZM110 180V181H111ZM126 180V179H125ZM157 180V179H156ZM164 180H166V178L164 179ZM192 179H190V181H191ZM244 180V179H243ZM258 180V179H257ZM261 180V179H260ZM262 180H264V179H262ZM261 180V181H262ZM53 181V179L52 180H50V184H51V186H53L54 184H52L51 182ZM63 181V180H62ZM73 181V180H72ZM105 181V180H104ZM141 181V180H140ZM143 181V180H142ZM141 181V182H142ZM144 181H146V178H145V180ZM150 181V180H149ZM149 181L147 182L146 181V183H145V185H149L148 183H149ZM152 181V180H151ZM150 181V182H151ZM168 181V180H167ZM189 181V180H188ZM194 181H195V179H194ZM247 181V180H246ZM77 182V181H76ZM112 182V181H111ZM129 182V181H128ZM133 182L134 183H137V182H135L134 180H133ZM158 182V181H157ZM183 182V181H182ZM185 182V181H184ZM234 182H232V183H234ZM243 182V181H242ZM242 182H240L241 184H244V183H242ZM255 182H256V180H255ZM53 183H57V182H53ZM78 183V182H77ZM96 183V182H95ZM106 183V182H105ZM139 183V182H138ZM137 183V184H138ZM152 183V182H151ZM168 183V182H167ZM181 183V182H180ZM186 183H188V182H186ZM185 183V184H186ZM192 183V182H191ZM190 183V185H194V184H191ZM239 183V184H240ZM248 183H249V181H248ZM261 183V182H260ZM46 184V183H45ZM58 184H60V183H58ZM65 184V183H64ZM67 184V183H66ZM65 184V185H66ZM80 184V183H79ZM83 184V183H82ZM86 184V185H87ZM94 184V183H93ZM143 184V183H142ZM152 184H156V183H152ZM152 184L150 185V186H152ZM159 184H161V183H159ZM169 184V183H168ZM175 184V183H174ZM182 184V183H181ZM198 184V183H197ZM199 184H201V182L199 183ZM207 184H209L210 185V183H207ZM239 184H238V186H237V188L239 187ZM241 184H240V186H241ZM246 184V183H245ZM63 185V184H62ZM65 185H64V188L66 189V187H65ZM74 185V184H73ZM72 185V186H73ZM75 185H78V184H75ZM81 185V184H80ZM86 185H81V186H76V188H75V191H77L78 192V195H79V197H80V199L81 198H83V196L82 195H84V194H86V191H84V193H83V190H85L86 189ZM97 185V184H96ZM120 185V186H119ZM127 185H129V184H127ZM140 185V184H139ZM157 185V184H156ZM177 185V184H176ZM209 185H208V187H209ZM224 185H226V184H224ZM236 185V184H235ZM235 185H233V186H235ZM255 185H256V183H255ZM51 186H49V187H51ZM69 186V185H68ZM83 186H86L85 188L83 187ZM135 186V185H134ZM154 186V185H153ZM178 186H180V185H178ZM195 186V185H194ZM229 186V185H228ZM227 186V187H228ZM231 186H232V184H231ZM250 187V184H246V185H242L241 187H240V189H239V193L241 192L242 193V191L243 192H246V191H244V190H248L249 191V189L251 188H249V189H247L246 187ZM49 187H48V189H49ZM55 187H58V185H56ZM60 187H61V184H60ZM120 187L122 188V190H123V192H122V190H120ZM146 187V186H145ZM187 187H189V186H187ZM192 187V186H191ZM206 186H204V188H205ZM216 187V186H215ZM217 187H218V185H217ZM226 187V188H227ZM252 187H253V189H255L254 188V186L252 185ZM257 187V186H256ZM260 187H262L263 188V190L261 191L260 190V195H255L254 193H253V191H252V193H251V191L248 193V192H246V193H248V196L244 193H242L243 195H246V199L247 200H249V201H251V203L253 202V204H252V206H251V211H250V214H251V222H247V223H244L243 222V224L242 223H240L239 225H238V227H239V229H240V231H242L243 233H245L246 235L248 234V236H249V239H250V242L252 243V246H251V248H252V250H254L253 252H254V254H255V252L257 251L258 252V255H259V261H261L262 260V258L264 259V183H263V185L262 186H260ZM52 188H54V186L52 187ZM63 187H62V189H64ZM69 188V187H68ZM72 188V187H71ZM74 188V187H73ZM95 188V187H94ZM93 187H88L87 189H91V190H88V191H93V193L95 192L93 189H94ZM165 189H166V187H164ZM173 188V187H172ZM197 188V187H196ZM229 188L230 187H228V190H229ZM45 189V188H44ZM48 189H45V193L44 194H47V192H46V190H48ZM55 189V188H54ZM58 189V188H57ZM60 190V189H58V190H60V191H58V192H63L64 193V191L63 190ZM145 189V188H144ZM185 189V188H184ZM198 189V188H197ZM196 189V190H197ZM200 189V188H199ZM236 189V188H235ZM235 189H234V191H235ZM259 189V188H258ZM43 190V189H42ZM72 190V189H71ZM74 190V189H73ZM50 191H51V189H50ZM53 191H55L54 192V195H53V197H55V196H60V195H57V193L58 192H56V190H53ZM203 191V190H202ZM201 191V192H202ZM208 191H209V189H208ZM59 193V194H63V193ZM111 192V193H110ZM113 192V193H112ZM175 192V191H174ZM178 192V191H177ZM183 192V191H182ZM182 192H180V193H182ZM210 192H211V190H210ZM256 192V191H255ZM52 193V192H51ZM65 193H68V192H65ZM83 193V194H82ZM92 193V192H91ZM92 193V194H93ZM190 193V192H189ZM195 193V192H194ZM198 193V192H197ZM206 193V192H205ZM237 193V192H236ZM238 193V194H239ZM241 193H240V195L239 196H241ZM258 193V192H257ZM53 194V193H52ZM52 194H49L48 193V195H52ZM82 194V195H81ZM252 194V195H251ZM64 195H67L66 197H68V194H64ZM63 195V196H64ZM71 195V194H70ZM70 195H69V197H70ZM87 195V194H86ZM85 195V196H86ZM89 196L91 195V194H88ZM87 195V197L89 198V196ZM130 196L129 197H131V193L129 194ZM133 195V194H132ZM185 195H187V194H185ZM189 195V194H188ZM195 195H196V193H195ZM199 195V194H198ZM232 195V194H231ZM84 196V198H83V204L86 206V204H88V203H92V201H93V199H92V201H91V198H87L88 200H86L85 197ZM93 196H95V195H92V197ZM233 196V195H232ZM191 197H193V195L191 196ZM234 197H235V194H234ZM245 197V196H244ZM50 198V197H49ZM128 198V197H127ZM133 198V197H132ZM174 198V197H173ZM221 198V197H220ZM233 198V197H232ZM238 198V197H237ZM64 199H65V197H64ZM94 199H96V197H94ZM184 199V198H183ZM193 199V198H192ZM197 199V198H196ZM235 199H236V197H235ZM240 199V198H239ZM97 200V199H96ZM186 200V199H185ZM75 201V200H74ZM88 201V202H87ZM90 201V202H89ZM194 201V200H193ZM206 201H207V199H206ZM211 201V200H210ZM209 201V202H210ZM234 201V200H233ZM243 201V200H242ZM244 201H246L245 199H244ZM248 201V202H249ZM56 203H58L57 201H55ZM94 203H95V200L93 201ZM156 202H157V200H156ZM192 202V201H191ZM212 202V201H211ZM232 202V201H231ZM71 203H73V204H71ZM94 203L92 204V206L94 205ZM98 203V202H97ZM136 203H137V201H136ZM154 203V202H153ZM152 203V204H153ZM158 203V202H157ZM183 203V202H182ZM53 204V205H52ZM99 204V203H98ZM97 204V205H98ZM186 204V203H185ZM238 204H240V203H238ZM49 205H50V207H49ZM81 205V204H80ZM88 205H90V204H88ZM132 205V204H131ZM184 205V204H183ZM195 205V204H194ZM210 205V204H209ZM215 205V204H214ZM249 205H251L250 204V202H249ZM91 206V205H90ZM174 206V205H173ZM204 206H206V205H204ZM239 206V205H238ZM245 206H246V204H245ZM94 207H96V206H94ZM98 207H99V205H98ZM99 207V208H100ZM185 207H186V205H185ZM69 208V207H68ZM77 208V207H76ZM75 208V209H76ZM187 208V207H186ZM189 208H191V207H189ZM239 208V207H238ZM248 208V207H247ZM66 209V208H65ZM88 209V208H87ZM98 209V208H97ZM183 209V208H182ZM188 209V208H187ZM197 209V208H196ZM201 209V208H200ZM236 209V208H235ZM185 210V209H184ZM95 211V210H94ZM114 211V210H113ZM119 211V210H118ZM118 211H116V212H118ZM122 211V210H121ZM189 210H186V214H187V212H188ZM190 211H191V209H190ZM195 211V210H194ZM235 211V210H234ZM249 211V210H248ZM26 212H28V213H30V215L32 214V216L34 217H37V219L38 218H47L48 219V217H49V219H51V215H57V216H59V217H64L65 219H60V223L59 224H53L52 225V223H49L50 225V227H52V226H57L56 227V229L55 230H51V231H49V230H41V228L39 229V228H37V227H33V225H32V218H31V220L28 218V216L25 214ZM63 212V213H62ZM83 212V211H82ZM93 212V211H92ZM98 212V211H97ZM96 212V213H97ZM101 211L99 212V213H102ZM196 212V211H195ZM239 212V211H238ZM243 212V211H242ZM241 212V213H242ZM62 213V214H61ZM110 213V212H109ZM180 213V212H179ZM178 213V214H179ZM193 213V212H192ZM244 213L245 212H243L242 214L244 215ZM62 215V216H60V215ZM103 214V213H102ZM111 214V213H110ZM182 214V213H181ZM180 214V215H181ZM189 214V213H188ZM239 214V213H238ZM91 215V214H90ZM101 215V214H100ZM118 215V214H117ZM51 216V217H50ZM98 216V215H97ZM103 216V215H102ZM188 216V215H187ZM242 216V215H241ZM249 216V215H248ZM81 217V216H80ZM96 217V216H95ZM109 217V216H108ZM181 217V216H180ZM184 216H182V218H183ZM231 217V216H230ZM238 217V216H237ZM54 218V217H53ZM55 218H57V217H55ZM113 218V217H112ZM118 218V217H117ZM239 218V217H238ZM37 219H35V220H37ZM59 219V218H58ZM120 219V218H119ZM131 219V218H130ZM181 219V218H180ZM235 219L237 220V218H236V215H235ZM240 219H241V217H240ZM40 220V219H39ZM97 220V219H96ZM98 220H100V219H98ZM97 220V221H98ZM110 220V219H109ZM108 220V221H109ZM116 220V219H115ZM165 220V219H164ZM182 220V219H181ZM246 220V219H245ZM34 221V220H33ZM48 221V220H47ZM57 221V220H56ZM239 221V220H238ZM238 221H237V223H238ZM13 222V221H12ZM43 222V221H42ZM51 222H53V220H51ZM101 222V221H100ZM107 222V221H106ZM236 222V221H235ZM242 222V221H241ZM40 223V222H39ZM45 223V222H44ZM44 223H43V225H44ZM57 223H58V221H57ZM92 223V222H91ZM162 223V222H161ZM65 224H71V226L69 227L70 229H69V231H72L71 233H67V231H64V229L65 230H67L66 229V226H65ZM30 225V226H29ZM38 225V224H37ZM36 225V226H37ZM101 225V223L99 224V226ZM104 225H105V222H104ZM187 225H189V224H187ZM241 225V226H240ZM7 227H8V225H6ZM15 226V225H14ZM39 226V225H38ZM98 226V227H99ZM101 226H103V222H102V225ZM67 227V228H68ZM84 227V226H83ZM104 227V226H103ZM13 228V227H12ZM44 228H45V226H44ZM96 228V227H95ZM9 229V228H8ZM7 229V230H8ZM15 229V228H14ZM18 229V228H17ZM48 229V228H47ZM84 229V228H83ZM10 230V229H9ZM8 230V231H9ZM16 230V229H15ZM97 230H99V228H97ZM191 230V229H190ZM76 232V234H77V237H76V239L75 240H73L72 238H71V236L73 235V232ZM187 231H188V229H187ZM84 232V231H83ZM5 233V232H4ZM3 233V234H4ZM13 233V232H12ZM188 233V232H187ZM199 233V232H198ZM11 234V233H10ZM130 234V233H129ZM203 234V233H202ZM188 235V234H187ZM191 235H192V233H191ZM140 236V235H139ZM128 237V236H127ZM133 237V236H132ZM91 238V239H90ZM128 238H130V237H128ZM20 239V238H19ZM92 239L94 240L93 241V243L91 244V243H89V245H86V241L87 240H91L92 241ZM132 239V238H131ZM21 240V239H20ZM23 240V239H22ZM125 240V239H124ZM128 240V239H127ZM189 240H191V238H189ZM126 241V240H125ZM196 241V240H195ZM121 242H122V240H121ZM249 242V241H248ZM29 243V242H28ZM27 243V244H28ZM209 243V242H208ZM245 243V242H244ZM250 243V244H251ZM1 244H0V246H1ZM23 244V243H22ZM25 244V243H24ZM36 244H37V242H36ZM107 244V243H106ZM126 244V243H125ZM238 244V243H237ZM110 245H112L111 243H110ZM110 245H108V246H110ZM114 245V247H115V244H113ZM24 246H26V245H24ZM106 246V245H105ZM118 247H120L119 245H117ZM248 246V245H247ZM5 247V246H4ZM31 247H32V245H31ZM122 247H124V246H122ZM25 248V247H24ZM28 248H29V246H28ZM41 248V247H40ZM107 248V247H106ZM109 248V247H108ZM110 248H112V247H110ZM7 249H3V250H7ZM113 249V248H112ZM129 249V248H128ZM132 249H134V254H136V252H135V247H133ZM29 250V249H28ZM131 250V249H130ZM206 250V249H205ZM125 251V250H124ZM229 251V250H228ZM126 252V251H125ZM245 252V251H244ZM32 253V252H31ZM139 252H137V254H138ZM222 253V252H221ZM246 253V252H245ZM109 254V253H108ZM112 254V253H111ZM116 254V253H115ZM119 255H120V252L118 253ZM122 254V253H121ZM130 254H132V253H130ZM242 254V253H241ZM3 254H1L0 253V264H14V262L16 261V260H14V261H11V260H9V258L8 257H4V256H2ZM126 255V253L125 254H123V257ZM141 254L139 253V256H140ZM158 255V254H157ZM207 255V254H206ZM111 256V255H110ZM138 256V255H137ZM163 256V255H162ZM212 256V255H211ZM240 256V255H239ZM251 256V255H250ZM113 257H114V255H113ZM127 257H128V255H127ZM130 257H132V255L130 256ZM135 257V256H134ZM141 257V256H140ZM165 257V256H164ZM167 257V256H166ZM11 258V259H12ZM33 258H34V256H33ZM36 258V257H35ZM108 258H110V257H108ZM116 259L117 258H120V256L119 257H115ZM226 258H227V255H226ZM238 258V257H237ZM8 259V260H7ZM93 259V258H92ZM102 259H104V258H102ZM105 259H106V257H105ZM129 259V258H128ZM127 259V260H128ZM131 259V258H130ZM135 259V258H134ZM139 259V258H138ZM172 259V258H171ZM217 259V258H216ZM225 259V258H224ZM223 258H222V260L223 261H225ZM24 260V259H23ZM22 260V261H23ZM29 260V259H28ZM36 260H38V259H36ZM40 260V259H39ZM39 260H38V263H39ZM107 260V259H106ZM112 260V259H111ZM120 260H121V258H120ZM126 260V259H125ZM132 260H133V258H132ZM136 260V259H135ZM222 260H221V263H223L222 262ZM233 260V259H232ZM18 261V260H17ZM21 261V262H22ZM26 261V260H25ZM33 261V260H32ZM31 261V262H32ZM42 261V260H41ZM84 261H85V259H84ZM123 262H124V260H122ZM130 261V260H129ZM134 261V260H133ZM137 261V260H136ZM236 261V260H235ZM243 261H244V259H243ZM20 262V261H19ZM26 262H29L30 264H31V262L30 261H26ZM101 262H103L104 263V261H101ZM113 262H114V260H113ZM116 262V261H115ZM118 262V261H117ZM258 262V261H257ZM263 262V261H262ZM16 263V262H15ZM18 263V262H17ZM16 263V264H17ZM23 263V262H22ZM131 263V262H130ZM129 263V264H130ZM136 263V262H135ZM210 263V262H209ZM212 263V262H211ZM220 263V262H219ZM242 263V262H241ZM19 264V263H18ZM25 264V263H24ZM28 264V263H27ZM36 264V263H35ZM45 264H47L46 262H45ZM89 264V263H88ZM118 264V263H117ZM132 264V263H131ZM163 264V263H162ZM205 264V263H204ZM224 264V263H223ZM236 264H237V262H236ZM242 264H244V263H242ZM263 264V263H262Z\"/></svg>",
    "mask_w": 264,
    "mask_h": 264
}]
</instances>
